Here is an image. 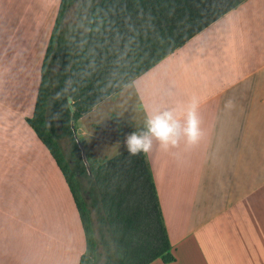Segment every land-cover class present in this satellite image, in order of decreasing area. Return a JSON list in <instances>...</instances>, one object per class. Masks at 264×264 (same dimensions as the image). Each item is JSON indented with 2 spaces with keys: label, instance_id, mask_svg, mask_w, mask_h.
Masks as SVG:
<instances>
[{
  "label": "crops",
  "instance_id": "obj_1",
  "mask_svg": "<svg viewBox=\"0 0 264 264\" xmlns=\"http://www.w3.org/2000/svg\"><path fill=\"white\" fill-rule=\"evenodd\" d=\"M60 5L0 0V264H80L87 249L66 176L29 122ZM193 96L200 143L145 154L173 256L149 264H264V0H244L84 114V156L120 153L145 110Z\"/></svg>",
  "mask_w": 264,
  "mask_h": 264
},
{
  "label": "trees",
  "instance_id": "obj_2",
  "mask_svg": "<svg viewBox=\"0 0 264 264\" xmlns=\"http://www.w3.org/2000/svg\"><path fill=\"white\" fill-rule=\"evenodd\" d=\"M243 1L61 0L29 122L77 203L87 239L80 264L173 256L145 154L129 156L126 148L105 160L85 158L76 122ZM75 2V23L66 26Z\"/></svg>",
  "mask_w": 264,
  "mask_h": 264
},
{
  "label": "clouds",
  "instance_id": "obj_3",
  "mask_svg": "<svg viewBox=\"0 0 264 264\" xmlns=\"http://www.w3.org/2000/svg\"><path fill=\"white\" fill-rule=\"evenodd\" d=\"M200 102L198 97L193 96L182 110H145L143 126L126 135L124 143L129 156L148 154L153 150L154 144L164 151L179 147L182 141L186 150L198 145L205 136L198 113ZM233 107L232 100L226 101L227 110Z\"/></svg>",
  "mask_w": 264,
  "mask_h": 264
},
{
  "label": "rangeland",
  "instance_id": "obj_4",
  "mask_svg": "<svg viewBox=\"0 0 264 264\" xmlns=\"http://www.w3.org/2000/svg\"><path fill=\"white\" fill-rule=\"evenodd\" d=\"M77 4L78 2H75L69 9H68V12H67V15H66V18H65V25L68 26L69 24H73L75 23V10H76V7H77ZM77 123V122H76ZM81 124V122H80ZM79 127V124L77 126L76 124V129ZM77 135H78V139L79 141L81 142V134H78L77 132ZM62 146L63 148L65 149V151H67L68 149V146H69V139L68 138H64L62 141ZM85 157V156H84ZM86 158V157H85ZM94 220H95V223H96V216H94ZM100 249L102 250V248L100 247ZM104 262V258L98 263V264H103Z\"/></svg>",
  "mask_w": 264,
  "mask_h": 264
},
{
  "label": "water",
  "instance_id": "obj_5",
  "mask_svg": "<svg viewBox=\"0 0 264 264\" xmlns=\"http://www.w3.org/2000/svg\"><path fill=\"white\" fill-rule=\"evenodd\" d=\"M74 126H75V124L73 123V127H74ZM78 142L80 143V145H82L81 142L79 141V139H78ZM83 155H84V151H83Z\"/></svg>",
  "mask_w": 264,
  "mask_h": 264
}]
</instances>
